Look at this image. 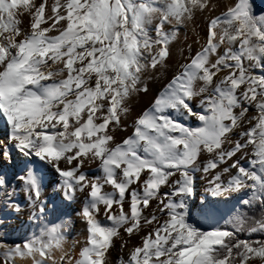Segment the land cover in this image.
Listing matches in <instances>:
<instances>
[{"label":"snow or ice","instance_id":"obj_1","mask_svg":"<svg viewBox=\"0 0 264 264\" xmlns=\"http://www.w3.org/2000/svg\"><path fill=\"white\" fill-rule=\"evenodd\" d=\"M113 250L264 264V0H0V264Z\"/></svg>","mask_w":264,"mask_h":264},{"label":"bare ground","instance_id":"obj_2","mask_svg":"<svg viewBox=\"0 0 264 264\" xmlns=\"http://www.w3.org/2000/svg\"><path fill=\"white\" fill-rule=\"evenodd\" d=\"M27 22L26 18H25V23ZM200 30H201V33L203 34V30H204V25L203 23H201V26H200ZM165 81H161L159 83H154V84H151L150 85V88L152 89V92L149 93L148 96H141L139 98L138 101H133V112L134 113H138L140 111H142L144 108L148 107L149 103H150V100L152 98V94L157 91L160 87H162L163 83ZM131 132V129H127L126 132L124 133H121V134H118L120 137L124 136V135H128L130 134ZM77 228H78V225H77ZM75 230L76 229H73L71 232H70V235H74L75 234ZM12 239H16L17 237L15 235H13L11 237ZM116 251V250H115ZM118 253V251H116ZM119 254V253H118Z\"/></svg>","mask_w":264,"mask_h":264},{"label":"rangeland","instance_id":"obj_3","mask_svg":"<svg viewBox=\"0 0 264 264\" xmlns=\"http://www.w3.org/2000/svg\"><path fill=\"white\" fill-rule=\"evenodd\" d=\"M118 256L119 254L115 250H113L111 254V259L113 261V264H115V260L118 258Z\"/></svg>","mask_w":264,"mask_h":264}]
</instances>
